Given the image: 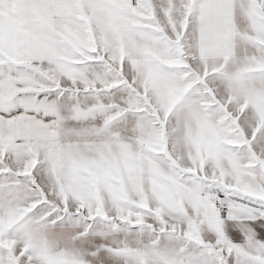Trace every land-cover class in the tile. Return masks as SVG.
<instances>
[{
	"label": "snow or ice",
	"instance_id": "snow-or-ice-1",
	"mask_svg": "<svg viewBox=\"0 0 264 264\" xmlns=\"http://www.w3.org/2000/svg\"><path fill=\"white\" fill-rule=\"evenodd\" d=\"M0 264H264V0H0Z\"/></svg>",
	"mask_w": 264,
	"mask_h": 264
}]
</instances>
